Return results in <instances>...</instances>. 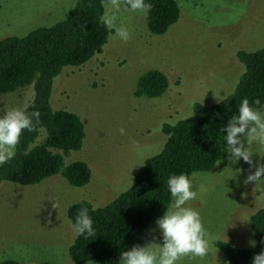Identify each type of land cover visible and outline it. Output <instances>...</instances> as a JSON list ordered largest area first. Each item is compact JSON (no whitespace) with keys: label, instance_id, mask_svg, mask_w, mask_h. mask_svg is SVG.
I'll use <instances>...</instances> for the list:
<instances>
[{"label":"rangeland","instance_id":"374dc122","mask_svg":"<svg viewBox=\"0 0 264 264\" xmlns=\"http://www.w3.org/2000/svg\"><path fill=\"white\" fill-rule=\"evenodd\" d=\"M176 1L180 17L163 35L149 33L145 13L121 7L116 23L127 27L129 39L121 40L112 30L101 53L80 67L64 68L54 79L52 109L76 114L85 133L81 148L63 156L64 165L86 163L90 179L80 187L61 175L27 186L0 183V262L74 264L68 249L76 236L67 208L82 200L102 207L127 191L146 160L161 152L163 125L189 117L196 103L216 104L228 97L244 72L237 53L264 46V0ZM75 2L0 0V39L50 26ZM152 69L167 76V90L158 98L136 97L137 79ZM31 88L0 95V115L11 108L22 110L32 98ZM249 147L253 162L264 163V148ZM229 155L207 172L210 178L193 180L197 198L187 206L199 211L215 242L248 249L253 240L248 218L264 198L253 184L243 183L254 168L242 160L232 164ZM154 236L158 241L155 222L143 233L144 243ZM225 262L213 246L204 258L185 256L178 264ZM85 264L99 263L90 259Z\"/></svg>","mask_w":264,"mask_h":264},{"label":"trees","instance_id":"16d2710c","mask_svg":"<svg viewBox=\"0 0 264 264\" xmlns=\"http://www.w3.org/2000/svg\"><path fill=\"white\" fill-rule=\"evenodd\" d=\"M105 0H76L62 19L50 26L34 29L24 36L0 39V95L16 93L31 86L32 98L22 109L39 111L33 129L23 130L16 145L15 157L0 165V183L27 186L44 178L61 175L71 185L89 182L90 169L82 161L64 165L63 156L79 150L85 136L80 118L67 110H54L50 99L54 79L66 67H80L101 53L112 30L100 20ZM151 5L145 13L147 29L163 35L180 17L176 0H146ZM237 59L244 66L233 92L216 104L196 103L189 117L174 125L165 124L166 141L161 152L146 160L132 185L119 197L102 207L82 200L67 208L73 220L80 208L88 209L93 220L94 236L76 237L68 249L74 264L92 259L99 264H115L119 252L133 244H144L143 233L171 203L166 179L170 174L207 173L227 155L223 125L247 98L251 104L259 98L258 110L264 108V46L253 52L239 51ZM169 86L160 70L144 72L137 79L136 97L158 98ZM256 246L248 249L216 241L214 246L225 255L228 264H251L264 237V203L248 218ZM0 264H26L15 259ZM38 264H51L48 262Z\"/></svg>","mask_w":264,"mask_h":264},{"label":"clouds","instance_id":"9594fccd","mask_svg":"<svg viewBox=\"0 0 264 264\" xmlns=\"http://www.w3.org/2000/svg\"><path fill=\"white\" fill-rule=\"evenodd\" d=\"M121 7L133 12L146 13L151 5L146 0H107L106 11L100 20L108 29L114 30L117 37L127 41L129 39L127 27L116 23ZM260 103L259 98L254 99L251 104L247 98L241 99L236 113L228 118L221 130L224 133L223 138L231 163L235 164L242 160L249 169L254 168L248 172L243 183L253 184L261 198H264V163L259 160L253 162L254 153L249 147L256 144L264 148V112L253 107ZM39 115L36 109L28 113L19 108H11L0 115V165L15 157L21 132L31 131L33 119L38 121ZM120 131L123 133L124 130L121 128ZM211 175L202 172L170 174L166 179V185L171 203L155 220L159 240L157 241L154 236L147 243L133 244L130 248L120 251L115 264H178L185 256L204 258L213 248L216 238L209 236L199 211L187 206V202L197 198L193 180L197 177L210 178ZM69 226L76 237H91L95 234L93 220L88 209L84 207L80 208L74 219L69 221ZM248 244L255 247L256 241L249 240ZM260 244L264 246V237H261ZM216 251L215 247V253ZM251 264H264V247L253 254Z\"/></svg>","mask_w":264,"mask_h":264}]
</instances>
